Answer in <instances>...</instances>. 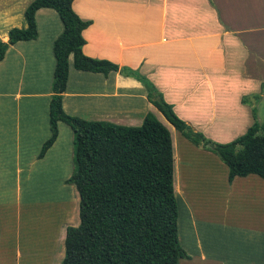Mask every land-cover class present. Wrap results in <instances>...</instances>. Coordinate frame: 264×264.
<instances>
[{
  "label": "crops",
  "instance_id": "0c3cea01",
  "mask_svg": "<svg viewBox=\"0 0 264 264\" xmlns=\"http://www.w3.org/2000/svg\"><path fill=\"white\" fill-rule=\"evenodd\" d=\"M31 1L0 0V42L7 41L9 30L25 27L23 11ZM71 9L88 22L81 53L136 71L193 132L223 144L250 126L247 97L264 90V0H73ZM34 23L35 39L9 45L0 61V170L27 176L35 164L55 161L51 175L68 193L71 132L65 124L57 123L56 139L36 159L49 136L51 46L62 26L48 8L35 11ZM67 65L65 114L128 127L139 126L146 113L158 120L133 78L76 71L71 56ZM171 148L173 192L184 230L191 231L184 264H264V181L248 175L228 183L226 167L210 152L184 138ZM72 203L62 205L65 223L76 221L67 218ZM53 221L41 228L44 246L29 250L19 233L12 238L1 223L0 264H51L63 237L62 220ZM220 238L227 241L223 248Z\"/></svg>",
  "mask_w": 264,
  "mask_h": 264
},
{
  "label": "trees",
  "instance_id": "16d2710c",
  "mask_svg": "<svg viewBox=\"0 0 264 264\" xmlns=\"http://www.w3.org/2000/svg\"><path fill=\"white\" fill-rule=\"evenodd\" d=\"M72 1L32 0L23 11L25 27L9 30L7 41L0 42L1 61L9 45L35 39L34 13L40 8L53 10L62 26L51 46L54 66L47 112L49 136L36 157L41 159L56 139L58 122L70 129L71 173L64 184L76 192L77 223L63 226L59 264H177L188 256L178 241L168 130L151 113H146L137 127L65 114L61 94L66 85L67 58L71 56L76 71L103 76L119 72L139 82L148 103L182 138L210 152L226 167L228 183L248 175L264 181V123L255 121L252 109V124L241 136L223 144L193 132L136 71L81 53V32L88 22L74 14ZM253 98L258 99L257 95Z\"/></svg>",
  "mask_w": 264,
  "mask_h": 264
},
{
  "label": "rangeland",
  "instance_id": "374dc122",
  "mask_svg": "<svg viewBox=\"0 0 264 264\" xmlns=\"http://www.w3.org/2000/svg\"><path fill=\"white\" fill-rule=\"evenodd\" d=\"M257 97L258 99L255 100L253 96H248L247 99L250 100L248 104L250 108H253L254 110L255 121L258 124H263L264 90H261ZM156 116L161 124L164 123L165 125H168L169 129H171V126L162 118V116L158 112L156 113ZM252 122L253 121L250 116L249 124L251 125ZM169 131L170 139L173 144L176 141L178 142L179 138L182 139L180 134L174 131L173 128ZM67 162L70 168L69 171L71 173V160ZM55 165V161H50L49 163L46 162V164L43 163L40 165L35 164L31 168L30 173L27 176L21 175L19 177H16L13 174L4 175L2 173L3 171L0 170V224L3 223V231L6 232L7 235H10L12 238H14V234L16 236V234L19 233L18 235L20 236V242L25 240L27 243L25 247L28 248V250L31 249V247L38 248L40 244H42L41 248L44 246L43 243L45 237L44 235H42L43 232L41 228H44L45 224L52 221V219L54 220L53 223H56V221L58 220H62L61 228L66 225L74 226L77 223V216H75L77 206L76 192L73 189L74 187L71 185L68 186L73 188L69 189L68 193H65L61 189H59L60 187H62L60 181L58 182L59 177L57 175H51V171H53V169L51 168ZM173 167L174 156L172 157V187L174 182ZM67 172L68 169L66 168V173ZM62 189L64 190V188ZM64 199H66V202L67 199L71 203L73 202L70 205L71 209L69 210V213L67 215V218L72 219V221L75 217L76 221L73 223H65L63 214H60L62 205H64L65 202ZM176 205L178 211V241L180 247L184 251L185 247L183 246H185L186 242L188 241V235L190 237L191 231L187 232V229L184 230L183 213L181 212L180 201H178L177 198ZM38 221H40V223H37ZM198 237L200 239L201 246L205 248V238L203 239L202 235H198ZM59 239L60 238L58 237V241H56L55 244L54 260L52 259L51 264H59L62 259L63 245L62 240L59 242ZM209 239L211 240L212 238L210 237ZM217 242L221 244L220 247L222 248L227 244V241L223 242L222 238L218 239ZM47 247L51 248L50 244H47ZM28 250L24 252L31 254V252H28ZM11 251L13 253V248L11 249ZM11 256L12 255H9V257ZM31 259H33V257H31L30 255V260ZM184 262V259H180L178 260L177 264H184ZM195 264H197V262Z\"/></svg>",
  "mask_w": 264,
  "mask_h": 264
}]
</instances>
